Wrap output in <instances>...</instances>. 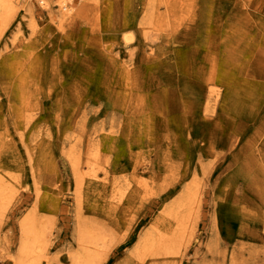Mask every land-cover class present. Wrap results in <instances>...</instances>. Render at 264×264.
<instances>
[{"label":"rangeland","instance_id":"1","mask_svg":"<svg viewBox=\"0 0 264 264\" xmlns=\"http://www.w3.org/2000/svg\"><path fill=\"white\" fill-rule=\"evenodd\" d=\"M192 1L93 0L92 5L86 9L81 0H73L71 6L79 10L80 14L75 24L71 26L53 20L51 13L49 14L48 10L38 5L35 0L29 7H24L20 0L5 22L0 21V73L6 72L8 67L5 66L15 60L11 55L18 54L16 60L23 66L22 72L28 74V77H25L26 82L30 83L33 80L38 82L42 79L45 86L52 80L55 86H58L52 89L56 97L60 90L72 88L67 97H63V93H60L61 96L56 99L47 97L43 87L38 88L40 93L43 92L44 99L42 96L38 95V97L46 107L44 115L47 121L37 126L34 123L37 118L34 114L30 120L21 119V123L18 122V115L25 114L22 111L24 107L22 101L31 96L15 97L8 88L5 90L2 87L4 84L0 82V136L3 137V142L8 144L5 147L0 146V150L5 152L0 153V164L4 166L0 167L2 187L0 242L6 244V251L0 252V264H14V258L17 264H25L18 261L16 253L20 239L19 222L30 212L38 218L35 226L40 228L44 235L35 238L36 242L30 256L34 264H82L80 260L71 263L68 255L78 249L77 223L78 221L83 223L82 220L86 218H88L87 224L92 226L97 234L101 233L98 239L102 241V245L97 246L96 254L98 255V249H103L99 259L95 257L98 261L91 264H142L139 256L137 260H133L132 256L139 242L142 241L143 233L158 235L160 228L156 229L152 226L154 220L158 218L160 221H170L162 224V229L167 235L168 233L171 235L177 227H180L175 223L176 218L165 217L167 212L173 214L172 209L178 208L170 205L169 197L161 206L162 198L170 192L169 187L174 186L177 179L169 181V178L163 180L152 178L153 181L152 179L147 181V177L151 175H148L150 171H147L149 167L146 159L148 156L152 159V151L159 153L166 150L165 143L169 140V145H172L170 141L176 139L178 142L174 143L180 148L183 145L185 149L190 146L191 152L189 151L188 154L196 158L202 151L200 148L205 145L204 142L199 141L198 130L202 132L205 130L208 137L207 153L209 154L206 160L201 158L205 162L204 166H207L205 174H208V180L200 177L201 185L199 184L198 187L197 184L193 185L192 206L195 211L188 219L183 218L188 223L182 224L186 226V230L182 233L183 238L176 251L179 260H164L161 255H150L148 260L153 261H148L146 264H197V262L264 264V169L259 167L264 163V148H260L259 156L253 151L249 155L250 158H242L247 140L249 142L252 139L256 140L255 130L260 124L257 115L253 117V114L243 109L253 117V121L249 115L241 113L242 107H240L228 111L223 116L218 114V118L213 116L216 119L214 125L213 122H206L205 119L208 117L203 118L210 116V113H196V118H203L201 120L203 126L200 124L194 134L188 135L185 140L180 136L172 137V133L168 138L164 136L166 127L170 125L169 120L179 117L177 108L182 109L181 104L184 101L178 97L180 93L177 92L176 82L179 79H173L175 72L172 78L167 76V72L161 66L156 68L153 65V58L169 57L171 61L176 57L177 60H172L171 63H176L181 79H202L208 74L206 71L203 72L206 70L204 66L207 67V63L204 65L203 57L208 56L207 52L212 50L209 49L210 47H220L223 42L219 32L210 27L202 30L203 26L208 24L201 14V10L206 6L205 2H210L215 15L213 18H217L220 0H202L201 3L193 1V5ZM242 1L244 4L242 7L246 10L255 9L256 12V9L261 8L262 12L256 13L264 20V0ZM56 10L57 6L51 3V12L56 13ZM83 10L86 11L83 13ZM190 10L195 13V18L188 14ZM218 19L220 18H217V23H226L225 20L222 22ZM32 24L34 29H31ZM228 26L230 37L227 40H231L230 45L239 54L232 60L235 62L236 58L238 64L245 66V70L240 71L239 77L236 76L238 80L235 83V91L233 90L234 98L240 103L244 101L245 91L250 93V97L255 93L260 96L259 93L264 91V88L262 90L259 87L264 85V34H262L264 31L252 25L244 27L242 23L238 25L235 22ZM15 36L25 38L23 44L28 48L19 46L18 41L14 40ZM87 36L99 39L97 44L92 46L84 43L83 38ZM139 37L148 39H145L149 50L148 63H138L135 66L136 72L140 74L142 71L144 76L141 77L139 84L121 87L112 80V76L107 74L110 72L108 62H111L108 57L119 60L121 64L115 62V65H118V71H122L121 65L130 63V59L125 55L131 51L132 45ZM52 40H58L59 48L54 49L55 43L53 44ZM101 41L102 43H99ZM66 44L69 46H65ZM96 50L99 51L98 54H93ZM49 51H53L55 55L50 58L52 61H49L44 70L46 73L40 78L38 67L34 72L30 67V60L39 52L47 56ZM216 52L217 59H220L218 69L221 62L229 66L226 57L230 51L221 47ZM21 53H27L25 61ZM104 54L105 56H101ZM55 59L64 65L56 66L53 62ZM100 60L107 69L100 64ZM245 60L248 61L244 62ZM150 63L155 68H148ZM164 66L166 65L163 64ZM47 70L51 75L44 80L43 78L49 73ZM90 74H92L91 78L95 74L96 76L102 74L104 79L92 81L89 86L86 80ZM75 84L83 86V90L80 89L81 87L75 88ZM216 87L220 90L224 89L219 82L216 83ZM162 88L165 89L163 93ZM220 100L223 98L221 97ZM192 111L190 108V118L195 117L191 114ZM15 116L17 117L14 118ZM146 119L152 124L144 131L146 124L142 120ZM134 123L142 126L139 135L132 133L118 135L122 131H133ZM103 126V134H109L110 137L104 140L105 144L100 152L97 150L96 153L91 154L92 157L100 156L103 161L93 167L94 173L84 180L81 191L85 194L108 193L109 200L110 194L114 195L116 200L111 199L110 204H117L120 214H109L112 213L107 212L110 209L109 203H106L108 210L105 211L107 209L105 202L99 198L96 203L91 200L92 205L90 204L89 209L82 205L84 215L77 213V208L75 209L74 198L76 200L79 194L75 193L76 190L73 191L75 181L70 169L71 159L66 153L67 146L68 143L77 144L73 157L81 163L86 162V157L90 154L89 151L87 152L89 149L87 140L97 139L98 130ZM185 126L184 129L188 131L186 135L191 130H195L192 122L190 127L187 124ZM136 136L148 141L150 146L139 149L138 155H134L133 160L125 162L127 156L123 157L120 154L122 148L120 149L118 145V138L127 141L130 139L134 143ZM41 149L44 150L41 153L44 162L48 160L45 165L48 167L46 178H43V174H38V162L37 158H34ZM171 151L172 146L164 153L171 154ZM183 152L185 154L186 151ZM253 154L255 158L260 159L256 164L251 158L254 157ZM173 156H176V152ZM160 157H163V154ZM172 161L174 162L175 159L169 156L168 163L165 164L167 170L171 168L176 170L174 168L176 164ZM83 169L87 170L84 164ZM191 179L190 175L189 178L184 179L183 184H189ZM50 185L51 190L47 191ZM177 191L178 196L181 191L180 189ZM51 193L57 199L55 204ZM143 193L146 195L144 198L141 197ZM94 204L98 205L101 211L96 209ZM47 219L53 222L48 232L43 228ZM46 224L50 225L47 221L44 225ZM81 231H83L82 227ZM94 241L95 239L89 243L94 244ZM207 249H210L212 254L219 252L217 261L211 260L213 256L207 252ZM130 252H133L132 255ZM85 260L86 258L84 264H86ZM143 261L147 259L143 257Z\"/></svg>","mask_w":264,"mask_h":264},{"label":"bare ground","instance_id":"2","mask_svg":"<svg viewBox=\"0 0 264 264\" xmlns=\"http://www.w3.org/2000/svg\"><path fill=\"white\" fill-rule=\"evenodd\" d=\"M33 0H22V4L24 7H29L32 4ZM37 2L38 5H40L41 7H43L45 10H48L50 16L52 17L53 20H55L56 22H58L59 24H63V25H71V24H75L76 18L78 17V15L80 14V11L77 9H74L71 6V3L73 2V0H35ZM92 1L93 0H81L83 7L84 8H89L92 5ZM192 1V0H191ZM194 3L195 1H199L200 3L202 2V0H193ZM192 1V5L194 4ZM218 1V0H216ZM238 1V2H237ZM20 0H0V21L5 22V20L7 19L8 15H10L9 13H11V11H14L15 8L18 6ZM51 3L55 4V6H57V10L56 13H52L51 12ZM218 8H217V18L218 21H222L225 20V22H223L222 24L217 23V18H213L214 15V10L210 4V2L206 1L205 4L206 6H204L201 10V14H203L204 19L208 22V24L206 26H203L202 30H207L208 27H210L212 30H215L217 33L219 32V35H221V39H222V43L220 47H210L209 49H212L211 51L207 52L208 56L203 57V60L205 62L204 65H206L207 63V67L204 66V68H206V70H204L203 72L206 71V73L208 72V74L206 75V77L202 78V79H181L180 78V73L177 71L178 67H176V63H171L173 62L172 60L176 61L177 58H173L171 61H169V57L168 58H160L159 56L156 58H153V65L156 66V68L158 67H162V69H164L167 73L166 75L169 77H173V73L175 72V75L173 79L178 80L177 83V92H179L180 94L178 95V97H180L184 102H182V109L179 107L177 108L178 112H179V117L177 116L176 118L173 117L169 120V126L166 127V132H165V137L168 138V136L172 133L173 136L172 137H181L182 140H185V137H188V135H191L192 133L194 134L195 131L197 130V128L199 127V125L201 123V120L205 117H208L206 120L207 123H209V121L215 125L216 119H214L213 116H216V118L220 116H223L224 114H226L228 111H232V110H237L240 107H242V114L243 115H249L247 112H249L250 114H253V117L255 115H257V119L260 122V124H258V127L256 128L257 130H255L256 134V140L252 139L251 142H249L247 140V143L245 144L246 146H244L245 150V154L243 155L244 157H242L243 159H247L250 158L249 155H251L250 153L253 151L255 152V155L259 156L260 153V148H264V91L263 93H259L260 96L257 95V93H255L253 95V97H250V93L248 91H245V97H244V101H241L240 103H238V99L234 98V94H233V90L235 91V83L237 82L238 78H236V76L239 77V75L241 74L240 71L245 70V66H242L241 63L238 64L237 59L235 58V62L232 60L234 59V57H237L239 54L235 51L234 48H232L231 44V40H227L230 37V30H229V26L228 24H232V23H237L238 25H241V23L243 24L244 27L250 26L252 25L254 28L256 27L258 30L260 31H264V20H262L263 18L258 16V14L256 12H262L260 10H262L261 8L256 9H251V10H246L243 4L242 0H220L218 2ZM204 4V5H205ZM215 7V6H214ZM240 7V9H239ZM86 10H83V13ZM193 11L195 12V8L193 9ZM192 10L189 11V15H193V17L195 18V13ZM200 12V11H199ZM264 14V13H263ZM185 16V15H184ZM72 26V25H71ZM70 26V27H71ZM236 26V25H235ZM31 29H34V24L31 25ZM93 30V29H92ZM33 32L35 30H32ZM262 33V32H261ZM264 34V33H262ZM85 37V36H83ZM85 41L84 43L90 44L92 46H95L97 44V41L99 39H96L95 37H91V36H87L86 38H83ZM145 39L143 37H139L137 39V41H135V43L132 45V49L130 52H128V54H126L125 56L128 57L130 59V63H123L121 65L122 71H118L119 67L117 64H121V62H119V60L116 59H111L110 57H108L111 62H108V65H110V69H109V73H107L109 76L113 77V81H115L116 84H118L119 86L123 87V86H128L129 84H139L142 80L141 77L144 76V73L141 71L140 74L137 71V68L135 67L138 63H148V53L149 50L146 47L145 43ZM14 40H17L19 43V46L22 45V47L24 48H28V46H26V44H23V42H25V38H23L22 36H15ZM131 40V39H130ZM148 40V39H146ZM53 44L55 43L54 49L59 48L60 44L58 42V40H52L51 41ZM105 42V41H104ZM131 42V41H130ZM99 43H102L99 42ZM128 43V42H126ZM65 46H69L68 44H66ZM134 46L136 48H134ZM223 48L224 50H227L229 53V55L227 54V61L230 63L229 66L223 64L222 62L220 63V69H218V64L220 62V59H217V52L219 50V48ZM74 48H76V45H74ZM136 49V50H135ZM215 50V51H214ZM44 51V50H43ZM72 51V50H71ZM77 51V50H76ZM47 50H45L44 53H46ZM79 52V51H77ZM99 52L98 50L93 51L94 53ZM101 52V51H100ZM22 54V53H21ZM20 54V55H21ZM74 55H76V53H73ZM98 54V53H97ZM95 54V55H97ZM24 57V61H25V57L27 55V53H23L22 54ZM49 55V57H47ZM53 55V51H49L47 53V56H44V54L42 52H39V54L36 55V57L32 58L30 60V67L31 69L33 68L34 72H35V68L38 67L40 72V78L46 73V71L44 72V70L46 69L49 61H52L50 58ZM55 55V53H54ZM53 55V57H54ZM93 55V56H95ZM237 55V56H236ZM18 54H13L11 55V57H14L15 60H12L13 63L6 65L5 67H8V69L6 70V72L0 73V82H2L4 85L2 86L3 88H5V90L8 88V90L11 91V93L13 94V96L15 97H21L22 96L24 98H26L27 96H31L28 99H23L22 104L24 103V107L22 108V111L25 112V114H21L18 115L19 119L18 122L21 123V119L23 121H27L30 120L33 116L32 114H34L36 118V120H34V123L37 124V126H41L43 121L46 120V116L44 115V113L46 112V107L45 105L40 102V99L38 97L42 96L44 99V96L42 95V93H40L38 91L39 89H42V87L46 90L44 92H46V96L49 97L51 96L52 99H56L58 98L60 95V93H63V97H67V95L70 94V90H72V88H68L64 91H59L60 93L58 94V96L56 97V95L54 94V92H52V89L57 88L58 86H55V84L53 83V81L51 80V78L48 81L47 84L44 86V82L41 80H39L38 82H36V80H33V82H26L25 77H28V74L26 75L25 72H22L23 66L20 65V62L18 60H16L18 58ZM101 56H105L101 55ZM57 57V56H55ZM232 57V58H231ZM99 56L97 57L98 60ZM160 58V59H159ZM57 59H55L54 64L57 66V64L59 65H64V64H60L59 61H56ZM248 60H245L244 62H247ZM115 62L117 63L115 65ZM243 62V63H244ZM100 64H103L102 61L100 60ZM163 64H165L166 66L163 67ZM172 64V66L170 65ZM24 65V64H23ZM152 65V63L149 64L148 68H152L154 67ZM103 66L106 68V66L103 64ZM147 67V65H145ZM144 67V66H143ZM142 67V69H143ZM155 68V67H154ZM174 68V69H173ZM28 70H30V68L28 67ZM32 70V71H33ZM170 70V71H169ZM49 71V70H47ZM248 71V70H247ZM88 74V71L86 72ZM177 73V75H176ZM248 74V72H247ZM49 75H51V72L49 71L48 75H46L43 79L46 80V78H49ZM97 74H95V76H92V74H90L88 80H86V83L88 82L89 86L91 85L90 82L92 81H99L104 79V76L99 75L96 76ZM247 76V75H246ZM98 77V79H97ZM85 78V77H84ZM87 78V77H86ZM125 81V83H124ZM219 82L222 86H224V91L220 90L218 87H216V83ZM201 83V84H200ZM26 86V87H25ZM75 88H79L81 87V85L79 84H75L74 85ZM261 87V89L263 90L264 85L259 86ZM27 88V89H26ZM83 86L80 88L83 90ZM260 89V90H261ZM224 92L223 94L221 92ZM159 92V91H158ZM161 92H165V89H161ZM77 93H79V91H77ZM29 94V95H28ZM177 96V95H175ZM184 97V98H182ZM221 97L223 98V100H220ZM61 100V98H60ZM187 100L189 101V103H187ZM235 104H239V105H235ZM21 106V105H20ZM192 109L193 116H195L194 118L191 117L190 118V114H189V109ZM246 111H244V110ZM204 112L205 114L210 113V116H204L202 119H198L196 118V113H202ZM197 114V115H198ZM219 114V115H218ZM250 116V115H249ZM17 116H15L14 118H16ZM75 117V116H74ZM251 117V116H250ZM253 117L252 120H253ZM76 118V117H75ZM74 118V119H75ZM196 119V120H195ZM47 121V120H46ZM254 121V120H253ZM143 123L146 124V127L144 128V131H146V128H149L150 125L152 124L148 119L146 120H142ZM191 122L195 125L193 128H195L194 131H190L187 135L186 133L188 131H186V129H184L185 124L188 125V127H190ZM47 123V122H46ZM19 127H21V125H18ZM203 126V125H202ZM186 127V126H185ZM192 128V129H193ZM204 128V127H203ZM113 129V128H112ZM133 131H122V133H119L118 135L123 136V135H128L129 133L132 134H137L139 135L141 130H142V126L139 123H134V125L132 126ZM31 130H33L31 128ZM103 130H104V126L102 128H100L98 130L99 135L98 138L94 140V138H89L87 140V144L89 149L87 150V152L89 151L90 154L88 157H86V162H80L78 161L76 158H74V154L76 151L75 146L77 144H69L68 143V148H67V155L68 157L71 159V172L73 173V178L75 181V188L73 191L76 190V194L78 195V197L74 198V204H75V209L77 210V213H84V211L82 210V205L84 204L86 206L87 209H89L90 204L92 205L91 200H93L95 203L98 202L99 198H102L106 203H109L110 209L108 210V206L106 205V210H108L107 212H112L109 214L112 215H119V209L117 208V204H110V200H116L115 196L110 194V200H109V195L108 193H84L81 191L82 189V183H84V180L86 178H90L92 176L93 172V167L96 166L99 163H102L103 158L101 159L100 156L97 157L94 156L92 157L91 154L92 153H96V151L98 150V152H100V150L104 147V140L107 138H109V134H103ZM149 132V131H147ZM96 135V133H95ZM198 136H199V141L204 142V146L201 147L200 149L202 151H200V153L197 154L196 158H193V156L191 154H188V152H191V148L190 146H188V148L186 147V149L184 148L185 145H183L181 148L176 145L175 143L178 142V140H174V141H170L172 145H169V140L167 141V143H165V149L167 150L168 147L172 146V151L171 154L169 153H164V151H159L155 152L152 151V159H150V157L148 156V158L146 159V161H148V167L149 169H147V171H150L151 176L147 177V181H149L150 179L154 178V179H158V180H163V179H167L169 178V181L172 179H177V182L174 186H172L171 188L169 187L170 192L166 193V197L162 198V205L163 206V201H165V199H167V197L170 198V205H175L178 208L176 210L172 209V213L173 214H168V212L166 213L165 217H170L173 216V218H176V224L177 226V230L175 229L173 231V233L171 235H167V233H164L163 229H162V224L164 223H170V221H166V220H162L160 221L158 218L156 220H154L152 226H155V228H160L161 232L158 235L157 234H153V233H143L142 236V241L139 242L138 247L136 248L135 253L133 254V260H137L138 256L140 257V263L142 264H146L148 261L152 262L153 260H148L150 255H161L162 259L164 260H176L178 261L179 258L176 256V251L178 250V247L181 243V240L183 238V231L186 230V226H182V224L188 223L186 220H184L183 218H189L195 211V208L192 206V202H194V188L193 185L200 184L201 185V178H204L206 180H208V174L206 172L207 170V166H204V160H206L207 155L209 154V152L207 153V146H208V137L205 134V130L204 132H202L201 130H198ZM133 137V136H132ZM136 141L134 143H132L129 139V141L124 140L122 138H118L119 139V146L121 149V155L125 158V162L128 160H131L132 158H134V155H138V151H140L139 149H146L148 148L150 145L148 144V141H144V139L142 140L141 138H137V136L135 137ZM134 138V139H135ZM70 139V138H69ZM165 139V138H164ZM5 141V140H4ZM97 141V142H96ZM257 141L262 142V144L259 142L257 143ZM93 142H96L93 143ZM175 142V143H174ZM79 144V143H78ZM193 145V143L191 144ZM255 145H257L255 147ZM0 146L5 147L8 146V144L3 142V137L0 136ZM134 148V149H133ZM135 151H133V150ZM34 150V149H33ZM184 151L185 154H184ZM38 151V150H37ZM36 151V152H37ZM124 151V152H123ZM42 152H44L43 149L39 150L37 154H35L34 158H37V162H38V167H37V171L38 174L42 175L43 178H46V172L48 171V167H45V165H47L48 160H46L44 162V158L42 157L43 155L41 154ZM176 152V156H173V153ZM0 153L4 154L5 152L0 150ZM34 153V152H33ZM163 154V157H160ZM191 155V156H190ZM169 156H171V159H175V161L173 162L175 165L174 168H176V170H173L172 168L167 170V164L168 163V158ZM236 156V155H235ZM254 156V154H253ZM193 158V159H192ZM201 158H205L204 160H202ZM254 161L253 163L256 164L260 159L259 157L255 158L251 157ZM7 159V157H6ZM138 159V158H137ZM133 160V159H132ZM83 164L87 167V170L83 169ZM214 164V163H213ZM0 167H4L3 165L0 164ZM261 169H264V163L262 164V166H259ZM181 171H179V170ZM176 171V172H175ZM146 173V171H145ZM153 174H155V176H153ZM164 174V177H162V175ZM169 174V176H168ZM192 176V179L190 180L189 184L184 185L183 183L185 182L184 179L189 178V176ZM153 176V177H152ZM160 176V177H159ZM168 176V177H167ZM201 177V178H200ZM200 178V179H199ZM153 181V179H152ZM56 182V180L54 181ZM47 184V183H46ZM48 185V184H47ZM199 185V186H200ZM202 185H205V183H202ZM51 185L46 189L47 191L51 190ZM1 185H0V189H1ZM193 188V189H192ZM87 189V187H86ZM93 189V188H92ZM178 189H180L181 194L177 196L178 193ZM88 190V189H87ZM1 191V190H0ZM53 191V190H52ZM1 194V192H0ZM146 195L145 193L142 194V198H144ZM53 197V193H51V198ZM52 200L54 201L53 203L55 204L57 202L56 198H52ZM51 200V201H52ZM143 204H141L142 206ZM94 207H96V209H98L99 211H101L100 207L96 204H94ZM143 207V206H142ZM165 207V206H164ZM91 211V209H90ZM103 211V212H105ZM96 214V213H95ZM94 214V215H95ZM108 217V216H107ZM164 217V218H165ZM37 217L34 216V214H32L31 212L29 214H26L25 217L19 222V232H20V239H19V246L17 249V253H16V258L18 259L19 262L21 263H29V264H34V262H32V259L30 258V256H32V252H33V247L35 245L36 242V236L41 238L44 237L43 235V231H41L40 228H37L35 226V223H37ZM183 219V220H182ZM47 221L48 224L50 225H44L45 222ZM43 223V228L44 231H49V228L51 227V224L53 223L52 221H48V219ZM166 221V222H165ZM83 223H80L78 221L77 225L79 227V231L76 237V241L78 243V249L76 250L75 253H69L68 257H69V261H71V263H75V261H79L80 263L84 264V259L86 258V264H91L92 262H97L99 259V255H102V250L103 249H98V255L96 254V248L97 246L102 245V241H99L98 239V235H100L101 233L97 234L95 232V229H93L92 226L88 225V218L83 219L82 220ZM82 225V226H81ZM81 227L83 229V231H81ZM97 234V235H95ZM97 236L94 241V244H90L89 242L94 240L92 239V237ZM174 246V247H173ZM183 247V244L181 245ZM6 251V244L5 242L1 241L0 242V252L3 253ZM101 252V253H100ZM207 252H209L210 254H212L210 252V249H207ZM131 255L133 252H130ZM218 251H216V253L212 254V258L211 260L213 261H217L218 258ZM232 255V254H231ZM90 256V257H87ZM164 256V257H163ZM233 256V255H232ZM95 257H98V259H96ZM143 257H145L147 259V261H143ZM158 257V256H155ZM155 260V259H154ZM220 262V260H219ZM14 264H17V260L14 258ZM138 264V263H137ZM197 264H201L200 262H197ZM211 264V263H210ZM213 264H218V263H213Z\"/></svg>","mask_w":264,"mask_h":264}]
</instances>
